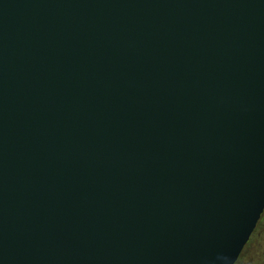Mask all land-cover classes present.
<instances>
[{"label": "water", "instance_id": "1", "mask_svg": "<svg viewBox=\"0 0 264 264\" xmlns=\"http://www.w3.org/2000/svg\"><path fill=\"white\" fill-rule=\"evenodd\" d=\"M264 214V0H0V264H236Z\"/></svg>", "mask_w": 264, "mask_h": 264}, {"label": "rangeland", "instance_id": "2", "mask_svg": "<svg viewBox=\"0 0 264 264\" xmlns=\"http://www.w3.org/2000/svg\"><path fill=\"white\" fill-rule=\"evenodd\" d=\"M239 264H264V222L260 226L259 239L252 240Z\"/></svg>", "mask_w": 264, "mask_h": 264}, {"label": "trees", "instance_id": "3", "mask_svg": "<svg viewBox=\"0 0 264 264\" xmlns=\"http://www.w3.org/2000/svg\"><path fill=\"white\" fill-rule=\"evenodd\" d=\"M263 222H264V214H263V216H262V218H261V220H260V222H259V224H258V226H257V228H256V230L254 232V234L252 235L249 243L245 247L243 253L241 254V256H240V258H239V260H238V262L236 264H239L240 261L243 259V256L247 252V250L249 249V245L252 243V240H254V238L255 239H257V238L259 239L260 226L262 225Z\"/></svg>", "mask_w": 264, "mask_h": 264}]
</instances>
